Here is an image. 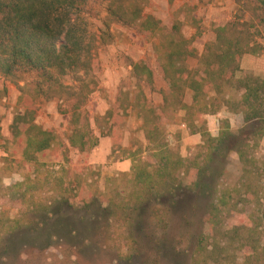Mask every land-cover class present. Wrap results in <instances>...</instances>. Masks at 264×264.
<instances>
[{
  "label": "trees",
  "instance_id": "1",
  "mask_svg": "<svg viewBox=\"0 0 264 264\" xmlns=\"http://www.w3.org/2000/svg\"><path fill=\"white\" fill-rule=\"evenodd\" d=\"M236 4L233 20L214 29V40L205 44L198 66L189 69L186 63L196 55L195 38L182 34L179 21L168 31L160 20L145 16L143 0H0V79L19 87V103L24 107L11 123V140L2 146L1 169L22 178L7 187L0 184V253L5 258L11 254L9 243L4 245L6 237L34 223L41 226L32 229L39 233L46 226L42 217L82 195L81 181L77 179L75 187L64 166L70 163L68 150L52 130L36 124L35 114L41 104L65 103L62 112L69 116L72 129L68 146L84 157L79 163L90 158L100 144L86 110L99 86L98 52L114 42L112 27L119 25L158 41L155 54L168 91L157 109L145 93L154 89L153 71L146 63L133 65L137 82L133 108L142 121L145 147L121 152L120 121L110 111L111 124L104 135L111 138L112 153L126 155L132 167L121 178L107 179L104 192L91 185L90 198L82 199L83 208L89 213L107 212L108 224L118 225L112 241L137 251L148 238L145 230L141 235L137 232L142 227L140 212L147 204L156 206L151 222L165 231L173 206L163 201L197 193L209 204L190 264H264V211L260 210L264 159L256 155L264 138V78L238 77L244 56L264 54V0H236ZM187 93L190 104L185 101ZM222 109L242 116L245 125L259 126L250 134L242 129L233 133L226 119L213 136L203 117ZM165 121H180L190 135L201 137L193 155L183 156L169 143ZM233 139H239L233 150L240 176L229 184L223 181V170ZM120 229L123 233H118ZM61 230L57 226L49 238L62 237ZM63 230L69 237L66 245L78 248L72 243L75 230Z\"/></svg>",
  "mask_w": 264,
  "mask_h": 264
},
{
  "label": "rangeland",
  "instance_id": "2",
  "mask_svg": "<svg viewBox=\"0 0 264 264\" xmlns=\"http://www.w3.org/2000/svg\"><path fill=\"white\" fill-rule=\"evenodd\" d=\"M143 6L144 15H151L160 20L162 27L168 31L176 21H179L182 34L187 38H195L196 51L203 49L205 44L213 41L214 29L231 22L238 11L236 0H143ZM95 8L100 10L97 6ZM248 14L246 13V16ZM219 18L225 21L217 20ZM112 31L115 36L114 42L98 52L102 68L98 77L99 86L90 97L86 108L91 117L94 134L99 137L100 141L103 139V143L101 142L91 152L90 158L79 163V159H82L83 156L68 146V138L72 129L69 124V116L62 112L65 103L53 101L41 104L35 114L36 124L44 130H52L57 135L58 143L68 150L70 163L64 164V166L68 169L69 180L75 187L76 180L81 181L80 192L82 195L74 197L70 204H66L62 208L57 207L52 215L42 217L43 224L45 222L46 226L39 233L32 230L41 228L34 223L31 228L28 226L6 237L4 245L9 243L11 254L5 258L0 253V264H190L195 242L202 231V221L207 212L209 204L207 197L186 192V194L179 195L176 200L165 199L163 201L165 206L174 207L170 208L172 212L165 231H162L158 224L151 222V211L156 206L147 204L141 211L142 213L140 212L141 215L139 214L143 218L140 222L142 227L138 228L137 232L141 235L140 232L145 230L148 233V238L144 239V244L139 246L137 251H129L126 246L124 247V244L112 241L118 225L113 222L108 224L107 212L102 209H93L89 213L83 208L82 199L90 198L91 185L100 192H104L107 179L121 178V175L129 173L121 171L122 168H119L127 161L126 155L112 154L109 141L104 142L106 139L111 141L110 137L104 135L108 131V124H111L108 118L110 111L114 112L120 121L121 152H135L141 147H145L141 130L142 121L138 111L133 108L137 94L133 65L146 63L153 71L154 89H145V93L157 109H161L163 106V97L168 91L155 54L158 41L147 34H140L135 29L119 25H114ZM262 41L264 42V34ZM262 56L264 54L260 57ZM186 66L189 69H194L197 66L196 59H189ZM242 76L244 74L241 71L238 77ZM23 85L24 83L20 84L21 87ZM20 95L17 85L0 79L2 126L0 184L4 187L22 180L19 175L11 173L10 175L1 169L5 157L2 146L5 141L12 138L10 126L13 118L24 112L23 105L19 103ZM185 101L188 104L191 103V93H187ZM167 122L165 121L164 125ZM230 124L233 133L242 129L247 134L254 132L259 126L255 123L245 125L236 116H232ZM210 129L215 136L218 135L215 124L209 127ZM238 140H231L229 145L231 151L223 170V181L229 184L235 183L240 176L238 158L233 150ZM190 153L191 156L194 151ZM256 155L258 158L264 159V138ZM125 184L127 185L126 181L123 186H126ZM260 210L264 211V208ZM57 226L62 228V237L60 236L56 240L54 237L49 238V233ZM64 227H71L75 230L76 238L72 240V243L78 248L66 245L69 242V237L63 230ZM107 229L111 232L109 233ZM118 233H123V231L120 229Z\"/></svg>",
  "mask_w": 264,
  "mask_h": 264
},
{
  "label": "crops",
  "instance_id": "3",
  "mask_svg": "<svg viewBox=\"0 0 264 264\" xmlns=\"http://www.w3.org/2000/svg\"><path fill=\"white\" fill-rule=\"evenodd\" d=\"M217 20L223 21L224 19L222 20L221 18H219ZM224 25H220V26H224ZM191 38H193V37H191ZM191 38H187V39H191ZM194 47H195V44H194ZM203 50H204V48L196 51V55L194 58L196 59L197 66H198L199 58L203 53ZM241 70H242L244 75L245 74H252V75L258 76L260 78H264V56H262V57H253V56H249V55L244 56L242 59V63H241ZM232 116H236V117L240 118V120L243 122L242 116L231 115L230 113H228V111L226 109H222L217 115H214V116H204L203 119H205L207 121L208 128L211 127L213 124H215L216 133L218 134L219 129H220V122L222 120H225V119H228L230 121ZM166 125L163 124L164 128L166 126L167 139L172 146L179 148L181 155L184 156V155H186L187 152L193 151L194 147L198 146L201 143V137L199 135H190V133L187 129L182 128V125H185L182 122H180V121H177L175 123L167 122ZM209 131L212 135L215 136V134L211 132V129ZM108 141H109L110 150L112 153L111 141L106 139V141H104V142L107 143ZM101 142L103 143V139H102V141H100V144H101ZM131 152H134V151H131ZM126 159H127V161H125L122 164V167H119V168H122L121 171L130 172L129 170H130V167H132V160L128 159V158H126Z\"/></svg>",
  "mask_w": 264,
  "mask_h": 264
},
{
  "label": "built area",
  "instance_id": "4",
  "mask_svg": "<svg viewBox=\"0 0 264 264\" xmlns=\"http://www.w3.org/2000/svg\"><path fill=\"white\" fill-rule=\"evenodd\" d=\"M182 128L186 129V125H182Z\"/></svg>",
  "mask_w": 264,
  "mask_h": 264
}]
</instances>
